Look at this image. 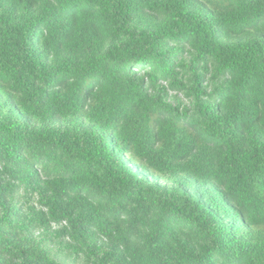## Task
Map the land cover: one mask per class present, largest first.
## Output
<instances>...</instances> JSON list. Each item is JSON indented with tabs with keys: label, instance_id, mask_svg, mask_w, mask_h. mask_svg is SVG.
<instances>
[{
	"label": "trees",
	"instance_id": "1",
	"mask_svg": "<svg viewBox=\"0 0 264 264\" xmlns=\"http://www.w3.org/2000/svg\"><path fill=\"white\" fill-rule=\"evenodd\" d=\"M36 230L82 264H264V0H0V264H62Z\"/></svg>",
	"mask_w": 264,
	"mask_h": 264
},
{
	"label": "rangeland",
	"instance_id": "2",
	"mask_svg": "<svg viewBox=\"0 0 264 264\" xmlns=\"http://www.w3.org/2000/svg\"><path fill=\"white\" fill-rule=\"evenodd\" d=\"M173 98H175L179 101L180 106H182V107L188 106V103L182 94L175 92V91H170L169 92V102H171L172 104H174L172 102ZM160 183L164 184V181H160ZM25 199L28 201V204H29L28 207L36 205V201L32 198L31 195H27L25 197ZM22 202H24V200ZM22 214H24V213L22 212ZM33 236L42 242V246L44 248H47L50 251V254L52 256L56 255L62 264H82L81 261H77V260H73V259H64L60 254H58V252L55 248H52V246L49 244V241L47 240V238H45V236L40 231H38V230L34 231Z\"/></svg>",
	"mask_w": 264,
	"mask_h": 264
}]
</instances>
